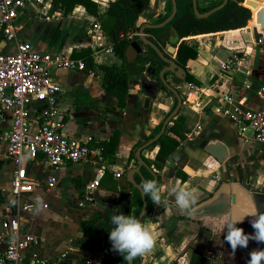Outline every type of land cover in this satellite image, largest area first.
Masks as SVG:
<instances>
[{"label":"crops","instance_id":"crops-1","mask_svg":"<svg viewBox=\"0 0 264 264\" xmlns=\"http://www.w3.org/2000/svg\"><path fill=\"white\" fill-rule=\"evenodd\" d=\"M92 1L96 4L97 16L88 15L81 5H75L67 15L58 11L50 13V2L44 7L29 4L17 16L20 26L17 38L34 51H62L70 55L81 48L91 49L94 65L90 72L61 69L50 73L52 81L61 88L58 108L63 134L77 140L93 142L107 140L115 134L113 155L111 158L102 156V161L108 167L98 178L95 189L88 188L97 178L95 167L89 161L64 163L54 169L48 168L42 162L26 167L28 174L37 181L51 175L55 178V184L51 188L44 185L37 187L28 194L27 199L33 202L36 211L25 214L22 229L42 239V247L39 249L42 256L66 251L62 264H84L86 260L89 264H106L107 251L104 243L109 241V230L112 226H106L102 230V234H106L105 239L86 235L85 229L80 228L79 223L91 218L94 210L99 209L86 199H91L94 194L117 198L121 188L127 189L125 172L136 166V160L133 161L131 154L134 156L141 136L152 133L154 127L164 120L163 117L172 111L173 104V97L167 95L163 89L158 88L154 99L141 94L139 82H133L138 75L128 76V94L124 107L119 108L116 98L104 92L98 66H119L121 59L114 54L109 36L100 28L107 4L112 0ZM198 1L208 5L213 0ZM153 5L150 4L140 13L135 26L150 22L152 13L155 14ZM261 6L263 5L249 7L250 22L244 28L180 39L184 41L193 37L215 36L212 42L197 41L192 45L187 43L196 50L197 55L185 62V70L198 80L199 85L188 83L182 77L175 86L180 87L181 105L174 118L165 125L163 132L172 121H177L180 125L179 132L184 138L177 139L178 146L164 160L159 170L149 166L153 173L150 180L156 175L159 178L161 204L155 205L150 200L152 209L141 223L151 231L155 246L152 251L138 257L133 264H188L192 254L206 258L209 264H247L250 259L249 253L232 254L229 251L231 247L224 237L230 219L225 209L186 215L175 212L167 204L176 207L173 190L186 188L193 191L196 205L208 198L226 180L239 183L248 192L257 193L258 199L264 201V185L260 188L256 186L258 177L264 171V145L250 140L244 141L237 127L221 114L224 103L220 101V95L227 94L233 103L240 104L247 111L264 103V91H260L261 88L264 89V34L254 23V12ZM89 22H97L99 29L88 32ZM135 31L137 30L131 31L127 37L131 38ZM243 48H247L248 54L241 57ZM175 49L176 47L168 44L162 48L173 60ZM13 50L14 44L5 42L0 36V52ZM234 52L239 59L232 68L222 70V64ZM124 53L128 59L133 56L131 49L126 48ZM8 126L9 115L4 113L0 116V135ZM167 134L177 138L170 132ZM244 136L248 137L249 132H245ZM212 139L226 147L227 158L222 162L204 152V146ZM157 147L154 144L142 149L140 156L148 162L153 161ZM173 167L185 174L183 181L176 174L168 176V171ZM12 170L13 163L6 155L5 145L0 139V222L10 215L7 192ZM125 192L130 195L129 190ZM78 202H84L83 206H79ZM42 204L47 207L43 208ZM134 211L132 207L129 215L133 216ZM237 227L242 228L246 234L252 226L250 221H245ZM3 237L0 232V250L3 248ZM212 237L223 239L221 252L208 250ZM78 239L83 245L76 244ZM206 252L215 255V258L209 260L205 256Z\"/></svg>","mask_w":264,"mask_h":264},{"label":"built area","instance_id":"built-area-1","mask_svg":"<svg viewBox=\"0 0 264 264\" xmlns=\"http://www.w3.org/2000/svg\"><path fill=\"white\" fill-rule=\"evenodd\" d=\"M49 2L0 0V36L5 42L14 44L12 52H0V116L4 113L9 115V126L2 131L0 139L5 145L6 155L13 163L7 192L10 215L0 222V232L4 236L0 264H62L67 254L66 251H60L52 256H42L39 253L42 239L22 229L25 214L36 211L33 202L27 199L28 194L37 187L44 185L51 188L55 184V178L51 175L37 181L28 174L27 165L42 162L54 169L64 163L89 161L97 175L88 186L90 190L95 189L98 178L108 167L102 161L98 147L88 146L86 140L63 134L58 108L61 88L50 78L54 70L90 72V69L85 67L81 58L71 57L62 51L37 52L17 38L20 28L18 14L29 4L44 7ZM88 25V32L99 29L97 22H89ZM246 49H242L241 57L248 54ZM238 59L237 54L232 53L222 64V70L232 68ZM220 101L224 103L221 114L237 127L244 141L264 145V103L247 111L240 104L233 103L227 94L222 93ZM245 132H249L248 137L244 136ZM86 200L91 202L90 198ZM83 204L78 202L79 206ZM42 207L46 208L47 205L42 204ZM205 256L209 260L215 258L210 252H206ZM89 263L87 260L84 262Z\"/></svg>","mask_w":264,"mask_h":264},{"label":"trees","instance_id":"trees-1","mask_svg":"<svg viewBox=\"0 0 264 264\" xmlns=\"http://www.w3.org/2000/svg\"><path fill=\"white\" fill-rule=\"evenodd\" d=\"M174 1L176 12L172 19L160 28H146L143 32L160 50H162L166 44L176 47L174 58L175 62L184 69L183 79L188 83L199 85L198 80L193 78L185 70V62L188 59H194L197 52L192 46L184 43L183 40L180 39L191 35L244 28L250 19L251 13L250 10L242 4L245 0H227V2L218 10L212 12L206 17L197 18L192 12L190 0ZM220 2L221 0H213L210 4H203V6L196 3V8L198 12L202 13L218 5ZM75 5H81L88 15L97 16L96 4L92 0H50L49 12L58 11L61 12L62 15H67ZM148 6L149 0H112L107 4L104 11V18L100 21L101 31L110 38L112 51L121 59L119 66H98V69L101 71V85L105 93L111 94L116 98V105L119 108L125 106L126 96L128 94V76L131 74L139 75L147 67L156 72L162 64L155 52L148 46H145L142 53L133 61L125 62L123 59L124 47L128 44L131 38H137L136 35H133L131 38H128L127 36L131 31L138 29L139 25L135 26L136 20L140 13ZM162 9L163 15L156 18L151 23L160 22L163 18L168 16L171 10L170 0H164ZM171 34L175 37L174 41L170 40ZM70 56L81 58L87 69H92L94 65L91 57V49L89 47L81 48L77 52H72ZM158 88L163 89L167 95L173 97L172 110L175 105L174 96L162 85H159ZM169 112L163 117V119L169 114ZM161 122L154 127L152 133L142 135L138 145H141L154 136V134L158 132ZM179 129L180 125L178 122L172 121V124L165 129V132H163L155 142L150 144V146L154 144H157L158 146L153 161L148 162L145 158L140 156L148 168L140 167L139 172L133 175V179L139 186L143 181L151 179L153 173L149 166L152 165L156 170H159L162 167L164 160L178 146L177 139L184 138L183 134L179 132ZM167 132L172 133L177 138L169 136ZM86 143L88 146L98 147L101 158L102 156L104 158H111L115 148V134L113 133L107 140H98L94 142L88 140ZM131 158H133V161L135 162L133 153L131 154ZM177 169L178 168L176 167L171 168L168 171V176L176 174L177 177L183 181L186 176ZM155 178L158 184V176L156 175ZM126 190L130 191V195L127 207L124 210V215H129L130 209L134 207L135 211L133 217H135L141 207L140 194L129 182H127ZM126 190L121 188L120 195ZM150 200V197H145L146 209L140 222L152 209ZM109 225H111V223L108 222L106 215L103 216L102 210L94 211L91 218L81 220L79 223V227L85 229L88 237L95 235L96 237L104 239L106 234H102V230ZM259 244L262 246V250H264V243ZM104 246L107 251L105 260L106 264H126L122 255L112 251V245L109 241H105ZM137 258L132 261V264ZM188 264H209V262L204 257H198L192 254Z\"/></svg>","mask_w":264,"mask_h":264},{"label":"water","instance_id":"water-1","mask_svg":"<svg viewBox=\"0 0 264 264\" xmlns=\"http://www.w3.org/2000/svg\"><path fill=\"white\" fill-rule=\"evenodd\" d=\"M153 2L154 0H149L150 4H152ZM226 2L227 0H221V2L218 5L210 8L206 12L200 13L196 8V0H191V9L195 17L203 18L211 14L212 12L218 10L219 8H221ZM170 3H171V10L168 16H166L160 22L157 23L146 22L140 24L136 31L137 38L136 39L131 38L128 44L123 49L124 61L130 62L133 61L138 55L142 53L143 47L145 46L150 47L155 52V54L157 55V57L159 58L162 64L161 67L156 72L154 70H151L149 67H147L142 73L138 75L137 79L139 82V90L141 94H143L147 98L154 99L156 93L158 92L159 85H162L171 92V94L174 96L175 99L174 108L164 118L158 132L135 149L134 158L136 160V166L127 169L125 172V177L127 181L133 187H135L140 194L141 207L139 212L135 216V218H137L139 221L143 216V214L145 213L146 202L144 195L141 193L140 186L135 182L132 175L134 173H138L140 167L148 168L147 165L142 160V158L140 157V152L142 149L150 146L151 143L157 140V138L163 133L165 125L169 122L171 118H174V114L181 105V99L179 93L175 88H173L168 84L167 80L165 79V76L166 74L169 73L174 78L179 79L183 74V68L179 66L175 62V60L168 57L167 51L165 52L163 50L158 49V47L155 46L146 37V35L143 32L144 29L146 28H160L165 24H167L172 19V17L176 12V5L174 0H170ZM244 3L245 5H247L248 8L249 7L255 8L257 5L260 4L263 5L255 10L254 23L258 25L259 31L264 33V0H245ZM218 43L219 42H217V44ZM126 48L131 49L133 52V56L129 59L128 57L127 58L125 57L124 52ZM204 152L210 155L218 162H222L227 158L226 147L219 141L213 139L204 146ZM152 180H155V178L153 177ZM221 197L225 199L223 202H221V208L225 209V212L227 211V213L229 214L230 221L233 219V217H235L236 219H241L244 217L243 222L251 221L253 218L251 216H246V215H248L251 211H253V205H255L260 212L262 213L264 212V201H260L258 199L257 193H250L239 183H234V182L230 183L228 180H226L221 182L208 198L202 200L201 202L193 206L195 208V211L192 212L191 214L197 215L201 213H207L209 209L214 207L215 203L218 201L217 199ZM128 198H129L128 192L122 193L117 198H114L109 195L100 196L98 194H94V196L91 198V202L94 203L100 210L103 211V216L106 215L108 222L111 223V217L113 215L124 214V210L127 207ZM167 206L172 210H174L175 212H178L179 214L188 215V213H181L180 211H178V209L175 206L171 205L170 203H168ZM94 211H96V209ZM126 264H128L127 261Z\"/></svg>","mask_w":264,"mask_h":264},{"label":"clouds","instance_id":"clouds-1","mask_svg":"<svg viewBox=\"0 0 264 264\" xmlns=\"http://www.w3.org/2000/svg\"><path fill=\"white\" fill-rule=\"evenodd\" d=\"M264 185V175L258 177L257 188ZM141 193L145 197H150L155 205L161 204L160 188L155 180L143 181L140 185ZM175 205L181 213L191 214L195 211L193 207L196 203L193 191L186 188L174 189ZM253 219L250 221L254 234L248 235L244 230L237 227L243 222V218L233 219L226 225L225 241L230 245L233 254L238 248H247L249 241L264 243V213L253 205V211L248 215ZM112 228L109 230V241L112 251L123 256L128 264L137 258L153 250L155 240L149 228L142 224L137 218L131 215L116 214L111 217ZM15 243V237H13ZM250 259L247 264H264V250H253L249 253Z\"/></svg>","mask_w":264,"mask_h":264},{"label":"rangeland","instance_id":"rangeland-1","mask_svg":"<svg viewBox=\"0 0 264 264\" xmlns=\"http://www.w3.org/2000/svg\"><path fill=\"white\" fill-rule=\"evenodd\" d=\"M196 3H199L200 6H203V4L200 3L198 0H196ZM154 4H155V3H154ZM242 4H243V6H246V7H247V5H245L244 2H243ZM197 6H198V5H197ZM247 8H248V7H247ZM152 9L155 10V14L152 13L151 18H150V22H153L156 18L161 17V16L163 15L162 1H158V2H156V4L152 6ZM248 9H249V8H248ZM249 10H250V9H249ZM156 14H158V15H156ZM140 18H141V20H142V17H140ZM251 19H252V18H251ZM247 24H248V22H247ZM261 33H262V32H261ZM263 34H264V33H263ZM214 38H215L214 35H212V36H204V37H193V38L186 39V40H184L183 42L192 45L194 42H197V41L202 42V43H206V42H208V41H209V42H212V41L214 40ZM174 39H175V37L173 36V34H171L170 40H171V41H174ZM143 48H144V47H143ZM165 79L167 80L168 84H169L170 86H172L173 88H175V89L177 90V92L179 93V95H180V89H179V88H176L175 86H176V84L179 83L180 79H182V76H181V78L176 79V78L171 77L170 75H167V76L165 77ZM133 82H135V83L138 82V79H137V80H133ZM86 219H88V218H86ZM86 219H85V220H86ZM77 231H79V230H77ZM80 234H81V233H80ZM246 234H248V235H252V234H254V229L251 227V228H250V231H248ZM80 236H81V235H80ZM78 238H79V237H78ZM78 240H79V239H78ZM76 244L79 245V246H80V245H83L82 242H81V240L76 241ZM222 244H223V239H222V238L212 237L211 240H210V245H209V247H208V250L213 251L214 253H219V252H221ZM261 249H262V246H261L259 243H257V242L254 241V240H250L247 248H242L240 251L237 250L236 252H238V254H239V252L250 253V252L253 251V250H261ZM229 251L232 252V249L230 248ZM232 254H233V253H232ZM234 254H235V253H234Z\"/></svg>","mask_w":264,"mask_h":264},{"label":"flooded vegetation","instance_id":"flooded-vegetation-1","mask_svg":"<svg viewBox=\"0 0 264 264\" xmlns=\"http://www.w3.org/2000/svg\"><path fill=\"white\" fill-rule=\"evenodd\" d=\"M158 1H162V3H164V0H154V2L152 3V4H156V2H158ZM191 1V0H190ZM154 4V5H155ZM149 5H150V3H149ZM162 7H163V5H162ZM158 15V14H157ZM183 74H184V69H183ZM183 74H182V77H183ZM167 75H170L171 77H173L171 74H166V76ZM165 76V77H166ZM174 78V77H173ZM177 88V87H176ZM179 89H180V87H178ZM225 199L223 198V197H221V198H219V200L215 203V205H214V207H212L211 209H209V211L207 212V213H209V212H213V211H216V210H222V208H221V202H223ZM261 201V200H260Z\"/></svg>","mask_w":264,"mask_h":264},{"label":"bare ground","instance_id":"bare-ground-1","mask_svg":"<svg viewBox=\"0 0 264 264\" xmlns=\"http://www.w3.org/2000/svg\"><path fill=\"white\" fill-rule=\"evenodd\" d=\"M260 5H262V4H260Z\"/></svg>","mask_w":264,"mask_h":264}]
</instances>
